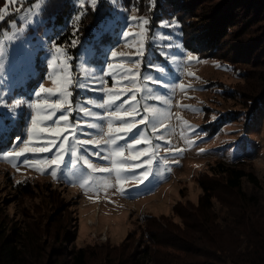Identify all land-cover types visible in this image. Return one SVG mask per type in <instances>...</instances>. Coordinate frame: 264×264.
<instances>
[{"label": "rangeland", "instance_id": "rangeland-1", "mask_svg": "<svg viewBox=\"0 0 264 264\" xmlns=\"http://www.w3.org/2000/svg\"><path fill=\"white\" fill-rule=\"evenodd\" d=\"M28 1L30 0H21L19 5H12L9 8L11 15H13V18L9 21L11 29L3 30L0 36V42L3 44V55H0V95L6 96L9 101L14 97L23 98L28 102L48 98L46 94H41L39 98L35 96V92L39 90V87L31 96L26 92L27 82L31 76L35 75V63L38 54L41 53V56L49 62L54 44L48 42V36L52 32L51 28L43 31L37 29L45 21L41 12L47 0H37L32 6L24 7V4ZM110 2L113 4L115 17L111 21L112 26H106L105 28L111 30L118 21H122L124 27L120 30L118 44L111 47L106 46L108 51L106 64L91 63L89 59L93 55V48L90 46L84 48L79 61L81 73L77 75L81 77L77 79L72 71L70 60L67 61L70 65L68 71L74 79L83 80L86 75H95L102 77L107 82V87H112L114 83L111 76L104 75L105 72L113 71L107 69V64L109 62L114 65L119 63L118 58H111V51L115 50L120 53L135 51L133 45L136 44V40L125 39L123 31L138 32L139 28L134 22L128 21L127 17L129 15L146 16L150 19V29L159 19L156 17L153 8L146 9L148 11L146 13L141 12L136 5L125 6L122 0H114V2L110 0ZM5 3L6 0H0V7H4ZM17 7L21 8L18 13L15 11ZM133 8L136 10H132ZM12 21H15V26L11 23ZM163 21L171 22L168 19ZM163 21L161 20V22ZM88 23L89 20L82 21L79 19L74 24H69L63 39L55 44L67 50L71 46L72 40H77V37L84 35ZM129 24H131V27L128 26ZM19 29H23V31L21 32ZM157 33L171 35L173 37L171 42L182 46V49L169 50L170 53L181 58L186 53H191L198 57L201 62L185 63L183 65V68H186L187 71L195 73L194 77L188 76L181 67L170 61L169 64H163L166 71L162 74L147 66L149 61L161 62L156 58L152 59L154 54L150 53L151 47L147 51L148 58L145 68H142V65L140 67L141 77L153 76L160 79L161 82L153 83L140 79V83L136 85L143 89V94H138L139 106L145 104L156 105L161 110L171 113L170 119L164 121L167 127L158 130L155 134L151 132L150 125L147 128H141V131H145L148 138L161 146L156 149L158 158L154 162L153 173L143 183L129 180L128 184H134L135 186L129 187L126 184L124 194L116 192L115 188H109L107 194L102 189L99 190L97 197L95 189L90 191L88 195L84 194V190L80 187V180L89 170L83 162H79L77 168L72 169V156L70 153L65 155L66 166H61L58 179H54L50 172L41 174L34 168L22 163L25 158L29 160L50 158L52 153H28L18 161L0 158V208H3L9 214L10 219L22 223L24 217L16 214L20 207L28 214L44 212L47 218H53L58 206L53 204V199H46L51 195L58 205H62L60 216L64 220L61 228L65 225L71 226L68 227L71 230L70 239L66 246L68 250L72 246L74 248L86 247L91 251L101 250L102 248L110 249L122 246L128 241V237H130L129 243H134L129 248L132 250L138 244L144 243V240L148 237L146 232L147 218L155 217L161 221L164 216L173 219L175 222L181 221L179 217L173 214L174 205L180 201L197 203L202 193L197 178L217 162H222V160L233 162L235 159L247 160V168L258 175L264 186V105L259 110L258 119L247 130L243 127L244 120L242 117L237 121L228 122L221 132L214 130L216 120L222 113L231 111L235 115L243 110L238 100L229 98L226 94L228 86L231 85L239 86L242 90L245 85L243 77L238 76L234 70H231L219 60L200 58L197 54L187 50L179 42L178 34H175L177 30L159 27L154 31V34ZM100 34H104V30H101ZM152 43L155 47L164 42L152 41ZM144 62L143 58L142 64ZM52 63L51 78L48 73L42 82L45 87H54L52 81L56 80L59 83L63 78L56 70L58 62L52 61ZM125 65L126 67L133 66L129 60L125 61ZM116 81H120L119 74L116 75ZM213 81L218 82L214 83ZM180 83L192 85L191 88L186 89L187 95L179 88L173 87ZM96 87H99L98 83L93 85V88ZM116 87L120 88L122 84L116 83ZM68 90L72 92V95L67 100L71 102L70 106L76 109L70 113L73 122L82 119V114L79 111L81 105L91 108L92 111L103 113V109L88 105L86 101L92 99L99 102L102 100L104 93L93 90L85 91L76 87H70ZM157 95L167 97L170 103L165 104L163 101L155 100L153 97ZM124 98L121 97V99ZM181 105H191L196 110L184 108ZM25 107L27 105L17 110L15 122ZM27 108L29 109L27 125L31 122L30 114L37 111L40 112V115L45 114L43 111ZM2 111H5V109L0 108V112ZM60 114L57 113V116ZM177 114L181 119H177ZM205 118L210 124L208 127L204 126ZM183 121H187L188 124L183 123ZM93 122L103 125L106 129L105 121L93 120ZM38 123L41 127L49 126L47 123ZM189 124L191 128H189ZM81 129L82 131L78 133L81 139H90L100 134L99 129L90 128L86 124H81ZM135 135L136 133L130 134L129 137L121 140L119 142L120 146L123 147L126 143H129L130 138ZM158 136H164L165 139H156ZM20 137L27 139V127H25V133ZM50 138V134H37L33 136V141L43 142ZM70 141L71 138H69V143ZM188 141H193V143L189 144ZM16 142L15 139L13 144ZM60 142L61 140L57 141V143ZM13 144L9 149H5V144L4 148L0 149V156L12 151ZM30 146H43V144L33 143ZM144 147H148L149 152L153 150L150 145H144ZM172 147L181 148L184 151L175 155L164 151V148ZM200 149H204V151L201 152ZM127 151L126 149V153ZM96 152H99L100 156L93 154ZM84 154L87 155L89 160L98 165L109 166V161L103 159L104 156L108 155V149L105 147L98 148L95 145H88L84 150ZM166 160L168 161L167 164H165ZM173 160L178 161V163H172ZM14 163L18 165L19 171H17V167L13 166ZM69 170L73 172L75 179H69ZM141 170L146 172V169ZM141 170H135L126 173V175L129 177L138 176ZM95 175L98 177L107 176L111 180L114 174L96 173ZM27 180L38 183L43 188L35 190L31 197H23L16 191V188L20 187V182ZM50 182L54 185L52 186ZM89 196L92 198L90 199ZM44 204H47V207L44 208Z\"/></svg>", "mask_w": 264, "mask_h": 264}, {"label": "trees", "instance_id": "trees-1", "mask_svg": "<svg viewBox=\"0 0 264 264\" xmlns=\"http://www.w3.org/2000/svg\"><path fill=\"white\" fill-rule=\"evenodd\" d=\"M35 1H28L24 7L32 6ZM122 3L136 5L146 13V9L153 8L159 19L150 35H155L161 20L176 21L179 27L172 29L177 30L175 34L187 50L200 58L219 60L243 77L242 90L231 85L226 92L229 98L238 100L243 110L235 115L231 111L222 113L214 130L221 132L228 122L241 117L247 130L258 119L264 105V0H155L151 8L148 0H122ZM41 15L45 21L37 29H52L49 44L63 39L77 15L82 21L89 20L84 35L77 37V46L67 49L76 76L81 73L79 61L83 49L93 48L91 63L106 64V46L118 44L124 27L118 21L111 30L105 28L112 26L115 17L110 0H97L95 6L90 0L83 4L79 0H47ZM11 18L13 15L0 22V36L3 30L11 29ZM101 30L104 34H100ZM157 47L149 40L147 51L151 48L152 59L160 60L158 63L162 65L169 64ZM147 58L148 54L142 68ZM35 64V75L26 84L30 96L49 73L47 59L41 53ZM28 110L25 107L20 112L11 134L0 139V149L5 144V149H9L16 136L25 133ZM205 120L204 126L208 127L210 124ZM246 161L222 160L199 175L197 181L202 193L198 202L180 201L174 205L173 214L180 222L164 216L161 221L147 218L148 237L132 250L129 248L134 243H129L130 237L128 244L110 249L91 251L72 246L68 250L71 226L61 228L62 205L51 195L46 199H53V204L58 206L53 218H47L44 212L28 214L20 207L16 213L24 217L20 223L0 208V264H264V186L258 175L247 168ZM19 186L16 191L23 197H31L35 190L43 188L29 180L20 182Z\"/></svg>", "mask_w": 264, "mask_h": 264}, {"label": "snow or ice", "instance_id": "snow-or-ice-1", "mask_svg": "<svg viewBox=\"0 0 264 264\" xmlns=\"http://www.w3.org/2000/svg\"><path fill=\"white\" fill-rule=\"evenodd\" d=\"M20 2L21 0H6L5 6L0 7V21L6 20V18L12 14L9 8L12 5H19ZM96 2L97 0H90L93 6H95ZM79 3L83 4L85 0H79ZM148 3L150 8L154 7L155 0H148ZM132 10L136 9L133 8ZM15 11L18 13L21 11V8L17 7ZM79 19V15L74 18L75 21ZM127 20L134 22L139 28L138 32L123 31V37L125 39L136 40V44L133 45L135 51L132 53H120L115 50L111 51V58L119 59V63L116 65L111 62L107 64V69L113 70L112 72L104 73V75L112 77L114 81L112 87H107V82L102 77H97L95 75H86L83 80L74 79L72 74L68 71L70 65L67 63L72 57L68 56L66 48L60 47L54 43L52 56L48 62V68L50 70L49 77L51 78L52 75V61H57L56 70L63 78L59 83L53 80L52 83L54 87H45L44 84L41 83L39 85V90L35 92L37 98H39L41 94H46L48 98L36 99L34 102H28L23 98L14 97L9 101L6 96L0 95V108L5 109V111L0 112V139L11 134L15 124V114L22 106L27 105L29 108H34L45 113L44 115H40V112L37 111L30 114L31 122L27 125V139L16 136L15 139L17 142L13 144V150L3 154L0 158L18 161L28 153H52L50 158L45 157L43 160H29L25 158L22 160V163L34 168L41 174L50 172L54 179H58L61 166H66L65 155L70 153L72 156V169H76L78 163L83 162L89 170L80 180V187L84 190V194L88 195L90 191L95 189L97 191V197L101 189L105 194H107L109 188H115L116 192L124 194L126 191L125 185L128 184L129 180L135 181L136 183H143L148 179V176L154 171V162L158 158L156 149L161 146L157 145L154 140L148 138L145 131H141V128H147L150 125L151 132L155 134L158 130L167 127L164 121L170 119L171 113L161 110L156 105L145 104L139 106L138 104V94L142 95L143 89L136 85L140 83L141 78L153 83L161 82L160 79L153 76L141 77L140 67L143 58L147 54V44L149 40L164 42L158 45L157 50L170 62L181 67L183 72L191 77H194L195 73L187 71L186 68H183V65L185 63L191 64L192 62L201 61L191 53H186L182 58L170 53L169 50L174 48L182 49V46L173 44L171 42L173 40L171 35L162 33L150 35L149 18L142 15H129ZM11 23L15 26V21ZM128 26L131 27V24ZM160 27L178 28L179 24L176 21H163ZM19 31L22 32L23 29H19ZM77 43V40H72L71 47H76ZM0 55H3L2 42H0ZM61 57H63V59H61ZM126 60L131 61L133 66L126 67ZM147 66L154 68L162 74L166 71L163 65L153 61H149ZM217 67H219V65H217ZM117 74L120 76V81H116ZM97 83L99 87L93 88V85ZM116 83H121L122 87L117 88ZM70 87L104 93L102 100L99 102L92 99H87L86 101L88 105L103 109V113L92 111L91 108L81 105L79 111L82 114V119L73 122L70 113L76 109L71 107V102L67 100V98L72 95V92L68 90ZM173 87L179 88L187 95L186 89L191 88L192 85L180 83ZM122 96L125 98L121 99ZM153 98L157 101H163L165 104L170 103V100L164 96L157 95ZM181 107L193 108V110H196L194 106L191 105H181ZM57 113L61 114L57 116ZM137 117H139V119H137ZM89 118L92 119L90 120ZM177 119H181L178 114ZM93 120L105 121L106 129L103 125L93 122ZM38 122L47 123L49 126L41 127ZM183 123L188 124L187 121H183ZM81 124H86L93 129H99L100 134L90 139H81L78 135V133L82 131ZM189 128H191L190 124ZM133 133H136V135L130 138L129 143L121 147L119 142ZM37 134H50L51 138L43 142L33 141V136ZM69 138H71L70 143ZM156 139L163 140L165 137L158 136ZM58 140H61V142L57 143ZM33 143H42L43 146H30ZM188 143L191 144L193 141H188ZM88 145H95L98 148H107L108 155L104 156L103 159L109 161V166H101L89 160L87 155L84 154V150ZM144 145H150L153 150L149 152V148L144 147ZM126 149L128 150L127 153ZM164 151L175 155L184 151V149L172 147L164 148ZM200 151L203 152L204 149H200ZM93 154L100 156L99 152ZM171 162L178 163V161L175 160ZM167 163L168 161L166 160L165 164ZM13 166L17 167V171H19L17 164L14 163ZM141 169H146V172ZM135 170H141L138 176L133 175L129 177L126 175V173ZM96 173H113L114 175L110 180L107 176L98 177L95 175ZM158 175L160 174L158 173ZM68 177L70 180L75 179V175L71 170H69ZM128 186L132 187L135 185L128 184ZM89 198L91 199L92 197L89 196Z\"/></svg>", "mask_w": 264, "mask_h": 264}]
</instances>
